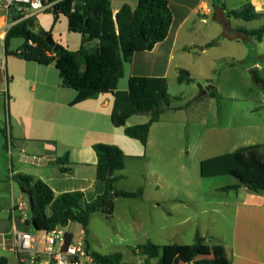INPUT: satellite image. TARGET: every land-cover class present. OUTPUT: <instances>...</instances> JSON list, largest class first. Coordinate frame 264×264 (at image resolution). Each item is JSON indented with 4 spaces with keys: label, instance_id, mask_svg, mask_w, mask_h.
Returning <instances> with one entry per match:
<instances>
[{
    "label": "crops",
    "instance_id": "crops-1",
    "mask_svg": "<svg viewBox=\"0 0 264 264\" xmlns=\"http://www.w3.org/2000/svg\"><path fill=\"white\" fill-rule=\"evenodd\" d=\"M167 2L172 20L166 38L155 44L150 51L133 54L131 62L124 64L123 75L117 82V90H127V81L130 77H162L167 82L169 77L177 80L179 71L184 70L189 73L191 80L195 79L197 76L191 72L189 66L196 62V58L208 52L209 55L217 53V49L225 42L240 43L243 48L238 58L242 61L243 68H253L258 78L264 81V38L260 42L247 36H243L240 40H227L221 37L222 30L219 28L215 31L217 32L215 38L205 39L203 46L199 48V53L195 54L192 48L196 44L192 42L195 41L194 38L199 30L198 25L200 23L208 25L210 17L215 21L214 1L167 0ZM217 2V5L222 7L224 19L229 25L231 18L226 17L227 12L240 10L246 0H239L235 6L229 5L226 0H217ZM248 2L253 10L261 13L262 16L251 21L241 19L247 25L255 27L243 26L232 29H255L264 24V0H248ZM109 3L112 13L115 14L123 4H127L133 10L137 0H109ZM2 14L1 11L0 31L5 20ZM59 16L63 15H57L56 20ZM210 28L213 29L212 26ZM0 36V45L4 52L5 34L1 33ZM215 39L217 40L214 45L207 46ZM21 41L23 42L22 39ZM62 46L67 48L66 45ZM16 59L24 63L19 70L8 69L7 60L3 57L0 64V94H3L5 101L9 100L12 103V106L9 103L8 118L5 119V136L3 129L0 135V257L6 259V264H43L41 260L46 259L45 254L42 253L38 255V261H32L28 257L20 258L13 247L12 223L24 232L37 231L31 223H28L30 216L28 199L12 181V176L20 173L31 176L34 180H40L51 189L54 197L61 193L77 191L82 194L83 203L90 202L104 190V183L96 179V156L92 149V145L96 143L115 145L124 154L125 167L117 172L123 178L114 183L116 190L135 191L125 187V182L137 179L141 172L137 173V169L130 167L129 158L148 160L150 165L148 172L156 175L157 178L154 182L146 183V186L154 192L150 201L145 198L147 190L145 187L142 189V196L138 199L115 200L110 218V231L105 227L90 231V221L85 231L78 223L66 224L65 229L69 233L74 236L78 234L84 236L88 253L100 255L120 253L121 262L126 264H157V259L143 255L138 249L139 246L146 242L160 247L177 246L176 236L182 231L181 226H186L188 228L185 235L190 239L186 247L192 246L195 236L199 235L204 237L207 243L210 242L211 248L220 246L223 257L230 264H264V193H254L245 187L220 190L222 187L237 183L233 177H226L228 175L209 177V180L206 178L211 183L209 191L205 196H200L196 219L193 223H189L190 216L180 217L182 202L180 177L174 176L171 181H167L160 174V169L167 164L176 170V163L174 153L169 152L166 155V148L159 141L160 138L151 137L159 120L151 124L147 142L142 145L139 141L125 136L123 128L111 124L110 113L113 102L111 94H100L95 99L70 105L76 92L60 86L58 71L55 67V72L52 70L53 64L39 65L17 57ZM3 61H5L4 65ZM213 64L210 62L207 66L213 67ZM27 91L34 96H28ZM215 91L219 96V89ZM202 95L191 101L190 109L202 104L204 98ZM171 111L176 110H165V112ZM31 112L34 118L40 119L39 123L31 121ZM149 121L148 116L136 113L126 119L125 126ZM243 128L248 131L240 137L243 141L233 143L229 153L240 147L258 145L260 147L254 152L264 159V126L246 125ZM5 156L14 159V164L10 163L7 168L4 163ZM65 156L67 160L64 159L61 164L55 163L56 159H63ZM60 168H66L67 171L63 172ZM180 168L181 165H178V171ZM13 183L16 186H13ZM139 186L137 185V188H140ZM19 202L25 205L22 211L15 208ZM120 208H124V211H120ZM150 208L158 211L148 210ZM207 208L225 222L226 229L225 232L221 231V236L217 223L220 220L214 222L212 220L214 217L207 218L205 215ZM45 213L50 215L49 206L45 208ZM212 223H216L218 228L211 225ZM214 229L217 232L212 235L209 231ZM37 235L40 236V233L38 232ZM215 235L219 236L217 240ZM211 236H215V241ZM80 264L93 263L83 260ZM172 264H186V262L178 252Z\"/></svg>",
    "mask_w": 264,
    "mask_h": 264
},
{
    "label": "trees",
    "instance_id": "trees-1",
    "mask_svg": "<svg viewBox=\"0 0 264 264\" xmlns=\"http://www.w3.org/2000/svg\"><path fill=\"white\" fill-rule=\"evenodd\" d=\"M50 1V0H47ZM54 22L57 15L67 20V30L80 35L77 50L71 51L58 44L54 52V44L45 40L51 30L43 31L44 35L35 32L28 25L33 17L11 26L3 39L4 54L13 55L24 61H32L39 65L53 64L58 71L60 86L76 92L70 105L84 100L95 99L100 94L112 95L110 121L114 127L123 128L125 136L147 142L149 128L165 110L180 109L172 107L173 98L167 92V82L162 77H130L127 90H117V82L123 75L124 64L131 62L136 52L150 51L155 44L162 42L169 31L172 14L167 0H137L136 7L131 10L123 4L113 14L109 0H60L53 5ZM262 14L255 12L246 0L240 10L229 11L226 17L255 20ZM221 36L227 40H240L243 36L254 38L260 42L264 38V24L255 29H230L225 27ZM22 39V44L15 52L8 50L11 39ZM211 41L207 46H212ZM257 79L261 81L256 75ZM178 82H191L189 73L179 71ZM211 97L217 98L215 89L209 91ZM157 109V116L149 122L134 126H125L128 117L138 112H151ZM5 136V129H3ZM260 146L252 145L236 149L231 153L206 158L199 163V174L203 178L228 175L237 183L225 186L220 190H234L245 187L254 193H264V159L254 152ZM96 156V179L104 183V190L90 202H82L80 192H65L54 197L51 189L41 182L25 174H15L12 181L27 197L30 208L29 222L37 231H48L56 225L66 226L68 222L78 223L85 231L89 218L100 212L111 218L117 198L138 199L142 189L122 191L114 188V183L123 176L117 174L125 167L124 154L115 145L96 143L92 145ZM66 156L55 160L61 164ZM67 160V159H66ZM67 171L66 168H60ZM50 207V215L45 208ZM202 238L195 237L190 247L181 251L176 245L160 247L151 242L139 246V251L148 258H156L157 264H172L179 252L185 262L190 264H230L223 257L220 246L211 250V258L194 260L200 255ZM84 249L93 264H126L121 262V254L100 255L88 253L84 240ZM0 264L6 259L0 257Z\"/></svg>",
    "mask_w": 264,
    "mask_h": 264
},
{
    "label": "rangeland",
    "instance_id": "rangeland-1",
    "mask_svg": "<svg viewBox=\"0 0 264 264\" xmlns=\"http://www.w3.org/2000/svg\"><path fill=\"white\" fill-rule=\"evenodd\" d=\"M58 1L60 0L47 1L48 7L33 17V23L35 26L41 27L44 31L51 30V36L55 43L66 45L69 50L75 51L80 44V35L67 31L65 17L59 16L55 22L53 21V5ZM213 1L215 6H218L217 0ZM226 2L229 5L235 6L239 0H226ZM230 18V24L227 25L228 23L226 22V26L216 22V20L212 21L211 17L209 18L208 25L200 23L198 25L199 30L194 38L195 41L192 42L196 44L192 48L193 53H199V48L203 46L202 43L205 39L209 37L215 38L217 34L215 32L216 29L219 30L220 28L223 31L225 27L230 29L243 26L255 27L247 25L241 19ZM210 26L213 27L212 30ZM21 42L19 38L11 40L8 50L15 52ZM241 48L243 47L240 43L225 42L217 49V53L209 55L208 52L200 58H196V62L192 66H189L191 72L197 76L191 82H178L174 77L167 78L168 94L173 98L172 105L180 109L161 113L158 117L159 123L154 128V131H152L151 137L160 138L159 141L166 148V155L169 152L174 153L176 170L170 168L167 164L160 169V174L167 181H171L174 176L176 178L180 177L182 188L180 217L190 216L189 223L195 221V215L199 211L198 203L200 196H205L211 184L208 181L209 177L207 180L199 174L200 161L209 157L229 153L233 143H241L243 141L240 137L248 132L243 128L244 126H264V98H262L264 93L250 80L248 74L249 69L243 68L244 65L238 58L241 55ZM0 56L4 60H7L8 69L19 70L24 66V63L18 61L13 55L4 57L5 54L1 45ZM210 62L214 63L213 67L207 66ZM4 63L5 61H3V65ZM52 70L55 72L54 66H52ZM212 88L215 90L219 89V96L217 98L210 96L209 91ZM203 91H206V93L203 94ZM27 93L28 96H34L29 91ZM201 95L204 97L202 104L190 109L189 105L191 101L201 97ZM9 103L12 106L11 101H5L1 93L0 135L2 129L5 128V119L7 120L8 118ZM31 103L34 104L33 101ZM30 119L36 123L40 122L38 117H33V112H31ZM210 126L212 127L210 128ZM148 162V160L142 161L140 158H129L128 163L130 167L137 169V173L139 171L141 175L137 179H130L125 182V187L132 190H136L137 185H140L139 187L141 189L145 187L147 189L145 198L150 201L154 192L146 186V183L156 181L157 177L156 175H152L151 172H148L150 167ZM4 163L7 168V165L9 167L10 163L14 164V159L5 156ZM178 165H181L180 171H178ZM7 174L8 171L6 169L5 175L7 176ZM226 177L232 178L231 176ZM13 186L16 185L14 184ZM207 209V214H205L207 218L214 217L212 219L214 222L217 219L220 220L217 221L220 228H218L216 223H212L211 225H214V227L217 226L219 236H221V231L225 232L226 229L224 226L225 222L223 219L217 218V215L212 213L210 208ZM148 210L158 211V209L152 208ZM120 211H124V208H120ZM89 221L90 231H94L100 227H105L108 231L111 230L110 218H107L100 212L93 213ZM181 228L182 231H179L176 236V243L182 251L190 243V239L185 235L188 227L181 226ZM209 232L214 235L217 230L214 229ZM215 236H217V240L219 236ZM215 236H211L213 240ZM199 237L202 238L200 246L201 254L197 255L194 260L211 258L212 248L209 246L210 242L207 243L204 237Z\"/></svg>",
    "mask_w": 264,
    "mask_h": 264
},
{
    "label": "built area",
    "instance_id": "built-area-1",
    "mask_svg": "<svg viewBox=\"0 0 264 264\" xmlns=\"http://www.w3.org/2000/svg\"><path fill=\"white\" fill-rule=\"evenodd\" d=\"M47 7V0H0V10L5 19L0 34H5L11 26L34 17ZM15 208L22 211L25 205L19 202ZM11 227L13 247L20 258L28 257L32 261H38L37 257L42 253L46 256V259L41 260L43 264H80L83 260L91 261L84 249V236L72 235L63 225H56L51 230L35 233L21 231L15 227L14 223ZM38 232L40 236L37 235Z\"/></svg>",
    "mask_w": 264,
    "mask_h": 264
},
{
    "label": "water",
    "instance_id": "water-1",
    "mask_svg": "<svg viewBox=\"0 0 264 264\" xmlns=\"http://www.w3.org/2000/svg\"><path fill=\"white\" fill-rule=\"evenodd\" d=\"M213 13H214V18H215L216 22L226 26L227 23H226L224 16H223L222 7L221 6H213ZM28 26L30 28H33V30L35 32H39L40 35H44V32L39 31V28L37 26H35L33 22H30ZM45 40L48 44H54V47H53L54 52L58 49V44L53 41L51 34H47L45 36ZM248 74H249V77H250V80L252 81V83L255 84L256 86H258L261 89L262 93H264V83H261L257 79L255 71L253 68H250L248 70ZM209 88H211V87H209ZM205 93H206V91H203V94H205ZM137 114L148 116L150 118V120H153L157 116V109H154L151 112H147V111L138 112ZM35 231H37V230L35 229ZM186 264H190V263L187 262Z\"/></svg>",
    "mask_w": 264,
    "mask_h": 264
}]
</instances>
